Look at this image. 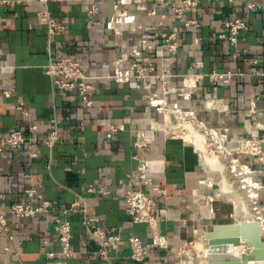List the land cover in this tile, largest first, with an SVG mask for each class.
<instances>
[{
  "label": "crops",
  "instance_id": "1",
  "mask_svg": "<svg viewBox=\"0 0 264 264\" xmlns=\"http://www.w3.org/2000/svg\"><path fill=\"white\" fill-rule=\"evenodd\" d=\"M245 1L201 0L196 13L199 27L194 29L181 27L175 17L159 25V15L167 13L165 6L157 7V0H133L129 13L134 18L115 22L108 34L107 0H0V138L15 129L29 136L22 147L6 145L0 151V213L6 215L12 235L9 240L0 233V264H176L177 251L209 219L229 223L233 205L212 194L206 182L209 169L195 147L175 134L155 110L158 99L149 100L138 80L117 83L100 77L112 72L116 57L145 38L153 43V52L144 58L152 61L157 72L171 75L169 99L183 108L196 105L198 119L225 127L233 135L258 133L245 111L253 108L264 115V0H255L261 4L256 11L246 9ZM92 4L99 8L93 16L88 13ZM153 9L156 14H149ZM120 11H115L116 17ZM45 12L63 25L61 31L48 33ZM234 17L248 25L238 34L236 45L217 36L224 22ZM176 29H180L181 45L169 53L154 31ZM118 38L124 48L115 44ZM51 56H71L96 77L92 106H84L74 91L56 92L45 72ZM212 71L232 76L227 83L215 84L204 77L190 99L177 96L183 74ZM151 87L159 92L158 85ZM5 89L11 90L8 96ZM52 119L58 136L46 145L42 140L51 131ZM112 123L122 128L109 138L106 133ZM32 125L36 128L30 130ZM138 130L150 138L146 146L135 145ZM137 176L138 185L134 184ZM144 177L166 189V196L145 184ZM28 186L37 187L51 208L36 217L17 218L9 207L26 200ZM89 186L110 193H90ZM129 187L155 199L158 230L167 238V248L153 249L147 261L128 257L130 234L145 244L151 241L146 225L132 223L125 211L123 196ZM259 194L264 203V188ZM74 201L79 209H86L94 224L120 234L119 248L107 260L99 257L79 210L68 215L76 255L67 259L60 253L54 219Z\"/></svg>",
  "mask_w": 264,
  "mask_h": 264
},
{
  "label": "built area",
  "instance_id": "2",
  "mask_svg": "<svg viewBox=\"0 0 264 264\" xmlns=\"http://www.w3.org/2000/svg\"><path fill=\"white\" fill-rule=\"evenodd\" d=\"M133 0H114L113 11L106 23V31L108 34L116 26L124 21L133 19L135 15L129 13V6ZM108 2V0H107ZM201 0H157L155 3L158 7L165 6L167 13L160 14L159 25L163 20L172 21L175 17L181 27H193L198 28L199 22L196 17L198 7ZM245 7L249 11H256L261 7V4L255 0H246ZM98 6L92 4L88 10L90 15H95L98 11ZM121 9V11H120ZM115 11H120L119 15L115 16ZM48 33L54 35L63 29V25L56 22L46 12ZM149 14H156V10L153 9ZM247 23L238 17L227 19L224 22V30L217 36L220 39L227 40L230 44H237V36L242 31L247 29ZM180 29H176L169 32L154 31V36L161 40V46L164 47L169 53H175L181 43L179 41ZM115 44L121 48L122 43L120 39L116 40ZM146 52V53H144ZM153 52V43L147 39L140 40L139 43L130 47L129 51L125 54H120L112 61L113 70L111 73H106L100 78L106 80H112L117 83H129L132 80H138L141 82L147 97L149 100L158 99V103L155 105V110L161 113L167 122V112H175L179 119H186L193 122L195 126L205 133L211 135V138L221 145L232 146L230 148L232 152L238 156L232 158V165L235 168L231 169L237 172L240 177V181L247 176L243 170L246 168L250 170L254 176L257 177V186L254 189L264 188V115L261 112H257L255 109L245 111L246 116H250L254 120V125L258 133L253 135H233L227 128L220 125H215L207 121L198 119L196 114V105H190L188 108H183L177 101L169 99L171 85V75L166 72H157L152 61L147 57L151 56ZM147 54V58L144 55ZM256 61H253L255 63ZM197 62L196 65H200ZM45 72L51 77L56 92L59 95H65L70 91H74L79 96L82 104L86 107H90L93 104V94L95 86L92 82L95 76H91L83 69L81 63L71 56L54 57L51 56L46 65ZM263 75V73H260ZM232 76L231 72H217L212 71L210 73H187L183 74L179 81L180 90L177 96L182 99H190L192 89L196 86L197 82L206 77L212 83L222 81L227 83ZM156 84L159 87V92L152 91V84ZM10 89H5V95H9ZM175 115V116H176ZM36 126L29 127L30 130L35 129ZM122 128V125L112 123L109 125V129L106 133L107 137H112L114 133ZM175 134H181V130L172 129ZM218 134V136H217ZM216 135V136H215ZM57 126L54 119L51 120V131L43 138L42 142L46 145H51L57 138ZM29 139V136L22 130L15 129L10 131L6 136L0 138V151L4 146L11 148L22 147ZM150 142V138L144 136L142 131L135 132V145L146 146ZM245 156L246 160L241 162L240 157ZM140 176H137L134 180V184L138 185ZM144 183L151 185L152 189L160 193L162 196H166V189H162L152 183L149 177H144ZM209 185V183L207 182ZM210 186V185H209ZM88 192L101 193L107 195L110 193L104 187L89 186ZM256 203L261 202L263 207L264 203L261 201L259 192H256ZM24 195L26 200L23 202H16L10 205L9 212L17 218H30L36 217L46 213L51 208V202L44 197L39 189L35 186H28L24 189ZM124 204L125 211L129 215L131 222L145 224L151 233V241L145 244L138 236L130 234L127 237V246L129 249L128 257L133 261L142 262L147 261L151 255L152 250L156 248H167V238L161 234L158 230L159 217L156 215L157 203L153 197L148 195L140 188L129 187L124 192ZM233 205V201H232ZM83 213L82 223L87 228L91 237L95 240L98 248L97 253L101 259L107 260L111 251H117L121 242V236L119 233H107L100 226L94 224L86 213L85 208L79 209V202L74 201L68 206L61 209L60 215L54 219V231L57 235V239L60 244V253L67 259L73 258L76 255L75 249L72 247L71 240L73 237L71 229V221L68 218L70 213L76 211ZM234 210V208H233ZM260 214V211H258ZM256 218H262L261 230H264V216L260 214ZM0 233L5 235L7 239L12 240V235L9 232V223L5 214L0 213ZM183 248V247H182ZM180 248L177 254H180L182 250ZM6 249V248H5ZM53 252H48V255L52 256Z\"/></svg>",
  "mask_w": 264,
  "mask_h": 264
},
{
  "label": "rangeland",
  "instance_id": "3",
  "mask_svg": "<svg viewBox=\"0 0 264 264\" xmlns=\"http://www.w3.org/2000/svg\"><path fill=\"white\" fill-rule=\"evenodd\" d=\"M198 131L201 134H203L205 139H206L205 143H203V146L205 145V147L208 151H206L207 154L206 153L205 154L207 156L209 155V157H211L212 155H216L218 158V163L220 165H222V170H220V171L215 170V169H213V170L211 169V171L209 170V173L207 172L209 181L214 184L212 186V188L214 190V191H212V194L216 193V189L218 186L216 184H218L219 181H221L222 178L224 177L225 185L228 188H229V186H231L230 188L231 189L233 188V192L229 193V194H226L224 192L225 195L221 194V195H217V197L230 200V202H231L230 206H232V201L236 202V203L238 201H242V202H240V205L242 207L244 206L245 210L247 211L246 215H245L246 217L242 216L241 213L238 216L235 214V211H234V217L232 215V217L227 218V221L235 222L234 226H229L230 228H228V226H224L223 228H221L222 227L221 225H217L216 230L213 233L214 235L221 234V233H223V234L226 233L227 235L228 234H234L237 230L236 229L237 225L242 220H247V221L253 220L254 218L259 216L260 214H262L264 216V207H263L261 202L253 203L252 201H250V199L248 197L247 189L241 188L242 183L240 181L239 175H237V172H235L231 169L232 158H236L238 156L236 153L232 152V150L230 149V148H232V146L229 147L226 145H221V147H219V143L215 142L211 138V135L208 133V131H206V133L204 130L200 131V129H198ZM180 132L183 135L185 134L184 129H182ZM204 152L205 151H203V153ZM245 160H246L245 156L240 157L241 162H243ZM207 168H208V166H207ZM254 190L257 193L258 192L260 193V190H258V189H254ZM217 191H218V189H217ZM233 207H234V203H233ZM257 207H258V210H257ZM230 208L232 210V207H230ZM257 211H260V214ZM216 222H220L219 219L216 217L209 219L208 224L201 227V230L199 231L200 236L198 234L193 235L192 239L190 241H188L186 243V245L183 246L182 250L180 251V254L176 255V259H175L176 264H204V258H203L204 252L203 251H204V249L207 248L208 239L212 235V233H208L207 230H210L212 225L216 224ZM262 237L264 239V230L262 231ZM198 241L200 242V246L197 245L199 247H196V244L198 243ZM238 247L241 248L242 250H248V247L244 243H242Z\"/></svg>",
  "mask_w": 264,
  "mask_h": 264
},
{
  "label": "water",
  "instance_id": "4",
  "mask_svg": "<svg viewBox=\"0 0 264 264\" xmlns=\"http://www.w3.org/2000/svg\"><path fill=\"white\" fill-rule=\"evenodd\" d=\"M114 0L107 2V15L111 16ZM235 222L213 224L208 233L204 258L207 264H264V239L258 222L243 220L237 225L234 234H216L217 225L234 226ZM242 243L248 247L247 253H242L236 248Z\"/></svg>",
  "mask_w": 264,
  "mask_h": 264
},
{
  "label": "bare ground",
  "instance_id": "5",
  "mask_svg": "<svg viewBox=\"0 0 264 264\" xmlns=\"http://www.w3.org/2000/svg\"><path fill=\"white\" fill-rule=\"evenodd\" d=\"M175 115H176L175 112H167L166 119H167V125H168V127L170 129H176V130H182V129H184L185 130V134L183 135V137L185 138V140L187 139V141L189 143H191L195 147V149L199 153L200 159L205 163L206 166H208L209 170L210 171H211V169L212 170L215 169V170H219V171L222 170V165H220L218 163V158H217L216 155H212L211 157H209V155L208 156L206 155L207 154L206 151H208V150L206 149L205 145L203 146V143H205L206 139H205L204 135L201 134L198 131V129H199L198 126H195L193 124V122H191L190 120H186L184 118L183 119H179L177 117V115L176 116ZM217 136H218V134H217ZM203 151H205V152L203 153ZM232 168L234 169L235 168V165H232ZM243 172L247 176H245V178L242 180L241 188H246L247 189V193H248V197H249L250 201H252L253 203H256V200L255 199H256V195L257 194H256V191L254 190V188L257 186V177L254 176L253 173L250 170L246 169V168L243 170ZM206 182H208L210 186H213L214 185L213 183H211L209 181V179ZM216 185H218L217 186L218 191L216 189V193L218 195H221V194L222 195H225L224 192L226 194H229V193H232L233 192V188L232 189L230 188L231 186H229V188H228L225 185V179H224V177ZM240 202H242V201H238L237 203L236 202H233L234 203L235 212H236V214L237 213H239V214L241 213L242 216L246 217L245 215H246V212L247 211L245 210L244 206L242 207L240 205ZM257 210H258V207H257ZM248 221H256V222H258L259 225H260V227H261V224L263 222L262 218H260V219L259 218H254L253 220H248ZM221 226H222V228L224 227V225H221ZM228 228H230V227L228 226ZM197 245L200 246V242L199 241L196 244V247H199ZM236 249L238 251L242 252V253H247L248 252V250H242L239 247H237ZM203 252H205V249H204ZM203 258H204V255H203ZM204 264H207L205 258H204Z\"/></svg>",
  "mask_w": 264,
  "mask_h": 264
}]
</instances>
